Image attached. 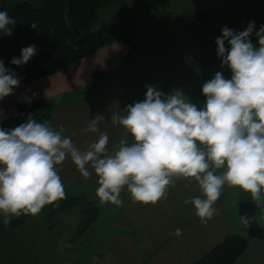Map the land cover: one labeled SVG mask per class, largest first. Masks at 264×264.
<instances>
[{
	"label": "clouds",
	"instance_id": "clouds-1",
	"mask_svg": "<svg viewBox=\"0 0 264 264\" xmlns=\"http://www.w3.org/2000/svg\"><path fill=\"white\" fill-rule=\"evenodd\" d=\"M15 19L0 11V33L12 34ZM33 28L36 25L31 24ZM250 22L243 31L224 26L216 38L220 71L202 86L205 104L198 108L182 89L166 94L146 85L145 99L128 104L124 115L112 113L113 124L123 126L131 136L119 141L110 152L109 136L96 115L85 132L98 133L86 149L78 148L66 129L49 121L37 122L29 114L26 122L13 128L0 127V214L8 225L12 217L37 215L45 205L66 197L59 175L68 158L79 173L98 177L96 195L101 204L122 206L121 193L127 190L133 202L155 205L166 199L170 187L180 178L198 183L202 196L184 201L192 204L201 223H207L217 209L214 204L222 188L240 187L261 202L264 189V25L255 35ZM225 41L229 47L225 46ZM36 47L21 50L13 65L26 64ZM21 78L0 60V100L14 93ZM30 102V101H29ZM182 234L177 228L175 235Z\"/></svg>",
	"mask_w": 264,
	"mask_h": 264
},
{
	"label": "crops",
	"instance_id": "crops-1",
	"mask_svg": "<svg viewBox=\"0 0 264 264\" xmlns=\"http://www.w3.org/2000/svg\"><path fill=\"white\" fill-rule=\"evenodd\" d=\"M207 13L216 22L228 24L237 32L245 30L254 21L256 28L251 40L259 47L255 31L264 25V0L229 2L224 8H212ZM133 51L130 44L114 41L53 75L19 85L13 94L0 100V124L18 115L22 103L37 98H54L57 106L48 121L56 128L62 125L66 129L64 135L70 136L78 148L86 149L95 141L98 133L84 130L96 115H103L105 119L98 126L110 138L109 151H115L119 141L130 136L123 126L113 124L111 115H124L128 103L135 102L133 89L127 84V89L120 88L132 77L134 68L129 59ZM97 71L105 72L106 76L97 89L89 91ZM124 90L127 93L122 95ZM137 100L142 101L143 96ZM190 101L202 108L206 100ZM60 167L59 175L65 190L78 184L82 194H86L98 186L95 173L83 177L70 157ZM235 189L227 184L222 188L221 196L214 204L217 211L206 224L201 223L192 204L184 203L190 197L202 196L194 180L189 184L186 179H178L175 186L170 187L167 198L155 205L133 202L125 189L121 193L123 205H115L119 227L117 224L108 236L109 249L103 254L95 249L88 250L91 261L94 264H105L107 259L113 260L114 264H193L228 235L247 236L243 233L246 231L243 218L236 208L238 199L231 201ZM59 226L51 230L44 215L38 213L11 227L4 225L3 214H0V264H73L74 261L81 264L79 255L84 251L78 249L72 253L68 246L74 248L76 239L59 237L56 233L60 231ZM177 228L182 229L179 236L175 235ZM251 249H254L252 254ZM77 252L78 256H75ZM234 264H264V240H250Z\"/></svg>",
	"mask_w": 264,
	"mask_h": 264
},
{
	"label": "trees",
	"instance_id": "trees-1",
	"mask_svg": "<svg viewBox=\"0 0 264 264\" xmlns=\"http://www.w3.org/2000/svg\"><path fill=\"white\" fill-rule=\"evenodd\" d=\"M108 1L111 0H0V11L6 9L16 21L14 26H10L11 35L0 33V60H3L6 68L21 78V85L53 75L114 41H124L135 48L137 40L130 35L133 27L129 15L113 16L112 21L104 28L98 27L99 19L107 5L105 3ZM184 17L188 24H199L201 32L210 36H221L224 26L230 28L228 24L213 20L205 11L188 9ZM33 23L36 28L31 26ZM95 26L97 29L93 30ZM200 44L202 54L206 58L216 65L222 63L217 55L216 39L202 38ZM33 45L37 53L26 64L11 63L13 57H20L22 48ZM225 46L229 47L227 41ZM227 71L231 72L230 69ZM105 76V72H95V82L89 91L97 89ZM56 106L54 98H37L22 103L19 105V114L2 122L0 127L13 128L26 122L29 114H32L37 122L48 121ZM241 199H252L251 193L240 188L238 201ZM81 204L82 215L89 214L90 211L98 212L97 205L87 194L66 192L65 198L54 204L45 205L39 213L44 215L48 227L55 230L60 224V219L55 217ZM29 215L31 214L12 217L9 225L11 227L20 225ZM95 217L90 215V222L83 224L77 233L81 235ZM249 242L247 236L230 234L193 264H234L247 249Z\"/></svg>",
	"mask_w": 264,
	"mask_h": 264
},
{
	"label": "rangeland",
	"instance_id": "rangeland-1",
	"mask_svg": "<svg viewBox=\"0 0 264 264\" xmlns=\"http://www.w3.org/2000/svg\"><path fill=\"white\" fill-rule=\"evenodd\" d=\"M229 2L242 3L245 0H111L106 2L107 5L99 19L98 27L104 28L112 21L113 16L127 14L132 19L131 38L137 40L129 59L132 68H134L131 72L132 77L120 88L133 89L135 102L139 101L137 99L140 95L145 99L146 85H153L161 91L164 90L166 94L172 93L174 89H182L187 97L191 96L190 100L201 98L206 100L202 93L203 84L211 79L217 71L222 72L228 79L231 78V72L227 71L229 68L226 66L222 68L221 64H214L202 54L200 39H216L218 35L210 36L201 32L199 24H188L184 16L188 9L197 12H207L212 8L219 10ZM233 9L235 8L233 7ZM96 29L97 26L93 30ZM125 93L127 91H122V95ZM131 93H129L130 96ZM124 103H127L126 100ZM128 104H133V101ZM131 139V136L127 138L129 142ZM98 186L88 190L90 193H86L88 198L97 205V213L90 211L89 214L82 215L81 204L61 212L55 217L60 219V231H56L59 233L58 236L63 239L64 237L76 239L74 248L68 246V249H72V253L78 249L84 251L79 255L81 264L82 260H84V264H94L88 253L90 249H95L101 254L107 252L110 242L108 236L119 223L115 205L101 204L97 197ZM80 190L81 188L76 184L67 188L65 192L82 194ZM239 192L240 187H236L231 201L238 199ZM261 196L263 205L258 211V220L264 226V189L261 191ZM90 215L96 217L79 235L77 232L80 227L90 222ZM243 233L247 235V230H244ZM91 240H94L93 243ZM252 253H254V249L250 250V254ZM74 254L78 256V252ZM106 263L114 264L113 260L109 261V259L105 260ZM73 264H77V262L74 261Z\"/></svg>",
	"mask_w": 264,
	"mask_h": 264
},
{
	"label": "water",
	"instance_id": "water-1",
	"mask_svg": "<svg viewBox=\"0 0 264 264\" xmlns=\"http://www.w3.org/2000/svg\"><path fill=\"white\" fill-rule=\"evenodd\" d=\"M262 205V201L256 202L253 199H241L237 201V210L243 218L248 240H264V226L258 220V211Z\"/></svg>",
	"mask_w": 264,
	"mask_h": 264
}]
</instances>
